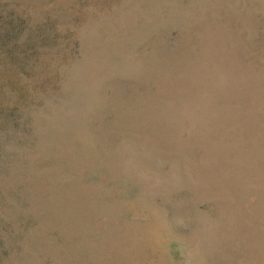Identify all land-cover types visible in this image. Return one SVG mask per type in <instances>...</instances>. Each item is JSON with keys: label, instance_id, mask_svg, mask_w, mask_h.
Returning a JSON list of instances; mask_svg holds the SVG:
<instances>
[{"label": "rangeland", "instance_id": "obj_1", "mask_svg": "<svg viewBox=\"0 0 264 264\" xmlns=\"http://www.w3.org/2000/svg\"><path fill=\"white\" fill-rule=\"evenodd\" d=\"M0 264H264V0H0Z\"/></svg>", "mask_w": 264, "mask_h": 264}]
</instances>
